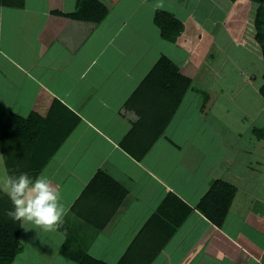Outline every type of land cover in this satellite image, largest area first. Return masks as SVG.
Listing matches in <instances>:
<instances>
[{
	"label": "crops",
	"instance_id": "0c3cea01",
	"mask_svg": "<svg viewBox=\"0 0 264 264\" xmlns=\"http://www.w3.org/2000/svg\"><path fill=\"white\" fill-rule=\"evenodd\" d=\"M99 1L108 7L100 22L65 16L78 0L0 5V135L9 112L45 117L54 100L76 118L34 175L43 173L61 193L64 223L44 231L20 221V234L28 224L32 235L22 236L31 237L25 245L19 234L23 254L13 264H78L85 255L107 264H264V137L255 132L264 131V120L254 115L263 99L251 115L234 104V86L208 108L199 96L202 79L211 86L208 76L223 70L207 68L203 77L208 44L219 45L223 58L233 45L235 35L216 24L236 3L204 0L215 11L203 22L194 17L203 11L197 0H135L133 9L130 0ZM160 2L190 11L188 21L169 10L182 26L173 40L153 23ZM198 23L203 41V31L189 34ZM164 56L190 79L182 95L148 80ZM0 156L4 175L1 146ZM99 171L119 184L104 198L95 192L99 182L91 187ZM225 185L235 189L226 209ZM206 195L212 200L201 208ZM154 233L165 240L156 244ZM65 244L67 254L60 252Z\"/></svg>",
	"mask_w": 264,
	"mask_h": 264
},
{
	"label": "trees",
	"instance_id": "16d2710c",
	"mask_svg": "<svg viewBox=\"0 0 264 264\" xmlns=\"http://www.w3.org/2000/svg\"><path fill=\"white\" fill-rule=\"evenodd\" d=\"M21 1L22 0H0V5L21 6ZM228 1L231 2L234 0ZM247 1L257 4L253 18L254 39L259 45L264 61V0ZM92 2L96 3V5H90ZM169 6L170 5L165 2H160V7L157 8L154 13V22L157 24L164 38L173 40L175 36L181 32L182 26L179 20L173 18L174 14L169 11ZM56 13L61 14L60 12ZM107 13L108 7L99 0H78L75 10L64 15L78 20L100 22ZM219 14L220 12L215 13V16L212 15V18H215ZM216 25H219V23ZM174 68L175 66L167 57H160L149 72L148 80L151 79L150 81H152L151 83L153 86H158L163 82L165 87L171 90V95L174 93L176 95H182L183 91L189 85L190 79L175 73ZM169 76L171 77L170 79H168ZM259 93L264 102V79L263 83L259 86ZM62 109L70 113L59 101L54 100L49 113L45 117L40 116L38 113L31 112L24 118L13 112H9L4 129L0 135V146L4 153L5 165L9 174L19 175L20 173H28L34 178L36 170L40 169L48 162L76 122V118L72 116L66 118ZM255 132H257L259 137H264V131L261 130L258 133V131L255 130ZM18 149H20L19 152H25L24 156L21 155V157L18 155ZM15 151L17 153H15ZM99 175H102V172L99 171L94 177L91 182V187L99 182L100 185L95 192L100 191L104 198L106 193H110L112 187L119 186V184L106 177H103L104 180H102ZM225 186L230 190L225 198L226 209L232 200L235 189L231 186ZM211 193L208 194L211 195ZM209 195H206L207 197L202 199L199 205L201 208L207 202ZM211 200L212 198L209 199V201ZM11 209L12 204L9 198L0 191V264H13L14 261L23 254V246L19 240L21 228L20 220H13L7 215ZM168 234H170V231ZM154 237L156 239V244H160L165 240L159 233H154ZM69 248L70 246L65 244V246L60 247V252L67 254L71 251ZM157 248H159V246L156 247V249ZM153 252L149 253L151 257ZM124 261L126 262V257H123L120 262L124 263ZM92 263L107 264L95 260L90 255L83 256L78 264Z\"/></svg>",
	"mask_w": 264,
	"mask_h": 264
},
{
	"label": "rangeland",
	"instance_id": "374dc122",
	"mask_svg": "<svg viewBox=\"0 0 264 264\" xmlns=\"http://www.w3.org/2000/svg\"><path fill=\"white\" fill-rule=\"evenodd\" d=\"M130 1H131L130 9H133L136 6V1L135 0H130ZM187 1H188L187 4L189 5L191 1L194 2L195 0H187ZM197 1H198V4L202 7L203 11H198L194 17L199 18L198 21L204 22V18L207 19V16L210 13V11H215L213 9L214 5L210 4L207 6L204 0H197ZM239 2L240 0H236V1L234 0L233 4L236 3V5L233 6L232 11H229L228 15H225V14L222 15L221 20L219 21V27H221L222 30H225L227 32L229 31V34H228L229 36H231V34L235 35L234 36L235 40L234 39L232 40L233 45L227 49L228 51H227L226 58H223L221 47L219 45L216 46L213 43L212 44L209 43L208 50L206 51V54H205L206 57L205 59H203L204 68L206 67V69L203 70L202 75L204 77V75L209 74L207 72V68H213V69L216 68L217 73L221 68L223 69V70H220L222 74L224 72V69L229 68V67H231L232 69L231 70L229 69L230 70L229 72L224 73L226 77L224 75L223 77L221 73H219V75L211 74L210 76H208V80L210 81L208 83L211 86H209L207 82H204V80L202 79L201 81L202 86L200 87L199 96L204 99L203 108H208L209 106H211L210 100L213 101L214 96H216L217 93H219L221 97L225 96V94L233 95V89H234V92L236 91L234 94V97H232V100L234 98V104L243 103L245 106L247 105L246 107L248 111L250 112L251 115H253L254 109L258 111V108H259L258 106L262 105V102L259 96L260 94L259 88H257L258 91L257 90L252 91V89H254V87H257V86L259 87L260 84L263 83V79H264L263 78L264 61L262 59L261 50L259 48V45L254 39L253 18L255 15V8L257 7V4L252 3L253 8H251L250 11H246L247 6L242 4V2L240 3ZM90 5H96V3L92 2ZM169 10L177 14L176 15L177 18L178 17L179 18L188 17L187 20L188 21L191 20L190 13H189L190 11L188 10L185 11L186 9L180 11L177 8L176 10L169 8ZM153 23L154 25H157L155 22ZM244 24L245 26H247V29L246 27H244ZM205 29L206 28L201 27V23H198L197 26H194V28L191 29V32L189 34L193 36L194 32H196L198 36L199 33L203 31L202 38H200V40L203 41V39L207 36V34L205 33ZM122 34H124V31H122ZM120 36L118 34L115 40L120 41ZM240 37H241V40H240ZM197 40L199 39L197 38ZM222 41H226V40L222 39ZM104 42L105 41H103L102 43ZM102 43L100 44V46L102 45ZM200 44L201 43L199 42V45ZM112 48L113 47H111L110 50H112ZM224 60L225 62L222 65ZM241 70H244V71H241ZM238 71H240L239 74L237 73ZM241 76L244 79V83H245L244 86L241 81L242 79ZM233 81H234V85H233ZM217 84L219 85L221 89L217 86ZM221 86H223V88ZM231 86H234L232 90H230V88H227ZM216 88H217V92L215 91ZM228 102L231 103L232 101L230 100ZM262 113H264V110H261L260 113L255 112L254 115H258V119L264 120V114ZM222 115L223 114H220V117H222ZM19 150L20 149L17 150L18 155L24 156L25 152L23 151L19 152ZM17 152L15 151V153ZM263 168H264V165H263ZM0 176H3V174L1 173ZM207 201L209 200L207 199ZM218 201L219 200H217V203ZM22 226H23V229H21L22 233L20 234V239L22 243H24L25 245H28L27 243H29L31 237H22V236H24V234L30 235V236L32 235V232L29 228L31 226L28 224H24ZM26 259L27 258L25 257V260ZM30 262L31 260L29 261V263Z\"/></svg>",
	"mask_w": 264,
	"mask_h": 264
},
{
	"label": "clouds",
	"instance_id": "9594fccd",
	"mask_svg": "<svg viewBox=\"0 0 264 264\" xmlns=\"http://www.w3.org/2000/svg\"><path fill=\"white\" fill-rule=\"evenodd\" d=\"M0 191L12 204L7 213L11 219L32 223L44 231H55L63 225L67 209L61 193L43 173L33 178L28 173L15 175L5 170L0 176Z\"/></svg>",
	"mask_w": 264,
	"mask_h": 264
}]
</instances>
